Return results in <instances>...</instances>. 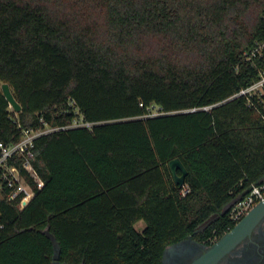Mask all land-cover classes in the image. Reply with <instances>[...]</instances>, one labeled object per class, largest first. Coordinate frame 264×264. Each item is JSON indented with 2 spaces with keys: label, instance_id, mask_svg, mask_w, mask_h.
<instances>
[{
  "label": "trees",
  "instance_id": "trees-1",
  "mask_svg": "<svg viewBox=\"0 0 264 264\" xmlns=\"http://www.w3.org/2000/svg\"><path fill=\"white\" fill-rule=\"evenodd\" d=\"M263 42L264 0H0V142L90 124L35 139L41 188L16 160L34 195L0 197V264H53L48 234L61 263L163 264L233 229L264 184V104L229 98L259 79Z\"/></svg>",
  "mask_w": 264,
  "mask_h": 264
},
{
  "label": "built area",
  "instance_id": "built-area-1",
  "mask_svg": "<svg viewBox=\"0 0 264 264\" xmlns=\"http://www.w3.org/2000/svg\"><path fill=\"white\" fill-rule=\"evenodd\" d=\"M264 48V42L258 44V48L254 50L257 52ZM248 60H251L248 57ZM245 97L247 102L251 105L264 104V69L259 71V79L251 85L240 89L233 94L229 99ZM88 122H83L81 119H76L70 126H46L38 130H26L22 138L16 143L5 145L0 142V197H2L7 189L9 200H14L20 196V208H24L32 199L34 192L21 175L16 164L17 159H21L22 167L34 179L38 188L43 186V181L35 170L32 160L34 159V141L40 135L63 130L68 127L89 126ZM264 199V184L261 186H253L249 195L244 199L236 202L231 209L232 218L239 222L256 204Z\"/></svg>",
  "mask_w": 264,
  "mask_h": 264
},
{
  "label": "water",
  "instance_id": "water-1",
  "mask_svg": "<svg viewBox=\"0 0 264 264\" xmlns=\"http://www.w3.org/2000/svg\"><path fill=\"white\" fill-rule=\"evenodd\" d=\"M2 92L12 109L16 112L21 110L20 104L15 99L9 84L1 86ZM169 168L177 185L183 186L187 176V169L179 158H174L169 162ZM180 172V174H179ZM264 216V199L256 204L229 232L224 234L214 244L205 245L202 250L193 257L188 264H220L225 255L246 235H248L255 224ZM54 245L53 264H66L59 262L60 247L55 237L48 234ZM182 242L166 248L163 255V263L168 251H175Z\"/></svg>",
  "mask_w": 264,
  "mask_h": 264
},
{
  "label": "flooded vegetation",
  "instance_id": "flooded-vegetation-1",
  "mask_svg": "<svg viewBox=\"0 0 264 264\" xmlns=\"http://www.w3.org/2000/svg\"><path fill=\"white\" fill-rule=\"evenodd\" d=\"M193 241L189 238L175 251H168L163 264H188L206 245L197 241L193 244ZM220 264H264V216L225 255Z\"/></svg>",
  "mask_w": 264,
  "mask_h": 264
},
{
  "label": "rangeland",
  "instance_id": "rangeland-1",
  "mask_svg": "<svg viewBox=\"0 0 264 264\" xmlns=\"http://www.w3.org/2000/svg\"><path fill=\"white\" fill-rule=\"evenodd\" d=\"M155 111H156V109H155ZM155 111H154V112H155ZM144 227H145V224H144L143 221H140V222H138V223L136 224V228H137L139 231H142V230L144 229ZM194 242H196V241H193L192 243L194 244ZM198 244H200V243H198Z\"/></svg>",
  "mask_w": 264,
  "mask_h": 264
}]
</instances>
